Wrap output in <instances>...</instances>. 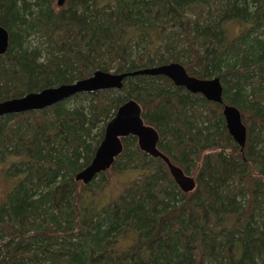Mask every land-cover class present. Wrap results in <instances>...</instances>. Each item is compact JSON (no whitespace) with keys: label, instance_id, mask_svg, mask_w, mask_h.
<instances>
[{"label":"trees","instance_id":"obj_1","mask_svg":"<svg viewBox=\"0 0 264 264\" xmlns=\"http://www.w3.org/2000/svg\"><path fill=\"white\" fill-rule=\"evenodd\" d=\"M0 24V103L97 71L179 63L219 78L247 127L242 153L222 105L142 75L0 117V166L17 179L0 203V264H264V0H0ZM129 100L159 150L196 171L194 192L132 136L110 170L135 175L123 192L103 199L107 173L76 181Z\"/></svg>","mask_w":264,"mask_h":264},{"label":"water","instance_id":"obj_2","mask_svg":"<svg viewBox=\"0 0 264 264\" xmlns=\"http://www.w3.org/2000/svg\"><path fill=\"white\" fill-rule=\"evenodd\" d=\"M67 0H57L63 7ZM10 46V34L0 24V55H5ZM164 76L177 87L185 88L191 94L202 95L207 101L223 106V116L230 136L243 153L247 143V127L243 123L241 111L224 103L223 85L219 78L199 79L191 76L179 63H171L135 72L115 74L97 71L91 77L72 84H64L47 88L37 93H29L0 103V117L18 115L32 111H42L79 94H93L107 90H122L124 81L135 76ZM143 109L135 100L123 104L105 129L104 139L100 143L91 164L76 175V181L84 185L92 183L101 174L111 170L116 159L123 153V139L135 137L140 150L152 158L161 159L168 167L171 177L183 193L189 194L196 190L194 177L187 175L163 154L158 144L160 136L157 130L147 125L143 119Z\"/></svg>","mask_w":264,"mask_h":264},{"label":"rangeland","instance_id":"obj_3","mask_svg":"<svg viewBox=\"0 0 264 264\" xmlns=\"http://www.w3.org/2000/svg\"><path fill=\"white\" fill-rule=\"evenodd\" d=\"M236 29V27H235ZM238 33V30L236 31ZM7 167V166H6ZM5 167V168H6ZM3 167L0 166V203L6 198V195L12 188V183L16 184L17 179H9L3 175ZM5 170V169H4ZM109 184L106 193L102 196L103 199L108 197H115L117 194L124 191V187L129 185V182L132 181L135 177L134 174H117L112 171L107 172ZM191 177L196 179V171H193L188 174Z\"/></svg>","mask_w":264,"mask_h":264},{"label":"bare ground","instance_id":"obj_4","mask_svg":"<svg viewBox=\"0 0 264 264\" xmlns=\"http://www.w3.org/2000/svg\"><path fill=\"white\" fill-rule=\"evenodd\" d=\"M107 126V125H106Z\"/></svg>","mask_w":264,"mask_h":264}]
</instances>
